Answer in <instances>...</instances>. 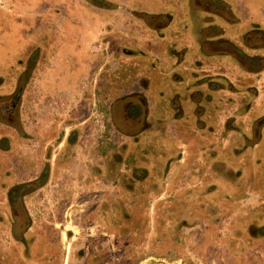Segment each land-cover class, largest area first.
Segmentation results:
<instances>
[{
    "label": "crops",
    "instance_id": "obj_1",
    "mask_svg": "<svg viewBox=\"0 0 264 264\" xmlns=\"http://www.w3.org/2000/svg\"><path fill=\"white\" fill-rule=\"evenodd\" d=\"M194 1L196 7L191 0H78L93 13L92 27L82 32L78 24L87 13L75 0H29L30 8L19 12L28 20L24 27L0 28V48L20 53L15 58L4 54L0 63V104L5 105H0V194L4 196L9 185L21 186L24 202L42 194L50 198L44 209L57 210L54 196L64 200L95 194L103 174L112 177L123 168L148 173L157 162L164 176L173 148L179 163L188 157L197 161L200 155L211 172L215 166H230L224 155L236 143L231 142L233 129L227 121L233 118L225 116H255L260 113L254 112L256 107L264 109V0ZM240 4L243 10L236 9ZM157 18L158 25L148 23ZM86 32L92 39L84 38ZM9 35L14 36L11 41ZM219 41L232 42L246 56L258 57L257 62H230L218 52L222 45L213 46ZM155 56L166 64L157 68L163 87L152 88L160 97L146 96L147 107L138 120L129 121L125 133L108 120L107 131L129 144L123 160L111 149L113 161L110 149L99 150L104 145L101 129L93 126V133L88 132L87 121L103 114L111 119L119 101L127 108L138 106L139 91H149L137 87L142 75L117 70L133 67L130 63L137 58L150 61ZM67 69L77 70L76 78L67 76ZM163 76L170 79L164 82ZM202 76L207 77L202 81ZM168 83L170 89L164 88ZM202 83L212 87L208 90ZM214 84L224 86L211 91ZM11 99L13 105L7 107ZM213 115L223 116L222 122L217 117L215 124ZM247 130L251 136L244 135L245 141L237 145L245 190L264 186V122ZM103 163L113 171L103 173ZM70 206L67 200L66 209Z\"/></svg>",
    "mask_w": 264,
    "mask_h": 264
},
{
    "label": "rangeland",
    "instance_id": "obj_2",
    "mask_svg": "<svg viewBox=\"0 0 264 264\" xmlns=\"http://www.w3.org/2000/svg\"><path fill=\"white\" fill-rule=\"evenodd\" d=\"M28 1L0 0V28L24 27L22 23L28 20L22 18L25 12H19L30 8ZM75 1L76 7L80 11L84 8L87 13L84 12L87 17L78 24L85 32L92 27L93 13ZM194 2L191 0V5L196 7ZM101 6L108 7V4ZM240 6L236 9L243 10L244 4ZM239 14L248 16L244 12ZM84 35L85 39H92L90 33ZM13 37L9 35L6 39L11 41ZM201 46L205 51L206 45ZM4 54L8 58L20 56L0 48L1 64ZM160 64L166 65L157 61L156 56L150 61L137 58L130 63L133 67L117 70L130 71L132 77L137 73L142 75L137 87L149 91H139L140 99L136 102L141 109L147 107V95L160 97L152 91L154 87H163L158 80ZM67 74L76 78L78 71L68 70ZM169 79L161 78L164 82ZM245 85V88L249 86ZM170 86L168 83L164 88L170 89ZM260 89L258 94L263 96L264 88ZM124 102L120 101L117 107L120 120L127 112ZM254 112L255 116L251 113L225 116L233 118L228 123L233 129L231 142L236 143L224 155L231 162L225 168L215 166L211 172L209 164L199 160L200 155L197 161L195 157L189 161L188 157L179 163L173 148L164 176L162 164L159 168L151 160L155 166L149 174L139 168L133 173L123 168L112 177L106 175V178L103 174L95 194L64 196V200H56L58 196H54L57 210L44 209L46 199L50 198L42 194L28 196L18 210L20 219L14 225L12 212L0 210V264H264V186L245 190L241 187L244 179L239 178L244 167L242 158H238L241 146L237 145L245 141L244 135L251 136L247 128L252 127V122H264V109L256 107ZM220 116L213 115L212 121L216 124L218 117L221 123L223 116ZM108 120L114 126L108 115L92 116L87 121L91 123L87 131L93 133V126L96 130L100 128L103 149H110L111 160L114 161V152L123 160L129 144L116 132L107 131ZM128 121L124 120L121 126L127 127ZM234 133L239 135L238 141ZM102 167L103 173L113 171L109 164L103 163ZM66 199L69 204L82 208L75 205V209L73 206L66 209Z\"/></svg>",
    "mask_w": 264,
    "mask_h": 264
},
{
    "label": "flooded vegetation",
    "instance_id": "obj_3",
    "mask_svg": "<svg viewBox=\"0 0 264 264\" xmlns=\"http://www.w3.org/2000/svg\"><path fill=\"white\" fill-rule=\"evenodd\" d=\"M159 18L157 19H150L148 20V23L151 24V25H158L159 24ZM201 22H203V18L200 19ZM245 38V37H244ZM219 45H222V50L221 51H218L219 53L221 54H225L227 55L228 57H230V62H233L235 63L236 65H241V63H245L247 65H252L253 63L257 62L255 61L256 59H258V57L256 58H250L248 56L245 55V53L241 50H239L237 48L236 45H234L232 42H222V41H219L218 43L215 42V44L213 46L215 47H218ZM264 56V55H262ZM262 60H264V57L261 58ZM207 76H202L201 80H205ZM201 85H204L205 88H207L208 90H210V88L212 87V85L210 86L209 88V84H206V83H202ZM219 85V86H218ZM222 84H214V88L211 89V91H214L217 90L218 88L215 89V86L217 87H220ZM224 86V85H222ZM232 85H228L227 87H231ZM204 88V90H206ZM20 92H18L19 94ZM17 94V95H18ZM199 95H202L203 97H205V94L201 92H199ZM6 99H9V98H6ZM17 99V97H16ZM13 101H15V99H13ZM120 102V101H119ZM11 104L13 105L12 103V99H11V103L9 104H6V106H11ZM2 107H4L5 105H2L0 104ZM117 107H118V104L117 106L112 110V119H113V122H114V125L117 127V129L119 128V130H121L122 133H125L124 130H126L127 127H122L121 124H123L124 120H129L131 121L132 119H136L138 120L140 118V112L142 111V109L139 107V106H135V107H128L127 108V111L126 112V115L124 116V118H122V120H120L118 118V114H117ZM211 116H209L210 118ZM231 119L228 118L227 121H229ZM129 121H128V124H129ZM261 121L259 120L258 122L257 121H254L252 124H258L260 123ZM240 134V133H239ZM107 147V146H106ZM64 148V147H63ZM99 150L102 152V153H105L106 149L104 148L103 149V146L102 148ZM42 181L41 178H39L38 180H36V183H38ZM10 187L7 189V193L3 195L0 194V210H8V211H11L12 212V215H11V218H12V225H14L15 223L18 222V220L20 219V216L18 214V210L19 208H21V206L23 205L24 203V195H22V187L21 186H18V187H14V185L11 187V185H9ZM28 188V187H27ZM4 189L3 185L0 184V190ZM62 200V199H61ZM4 201V203H3ZM26 210V209H25Z\"/></svg>",
    "mask_w": 264,
    "mask_h": 264
}]
</instances>
